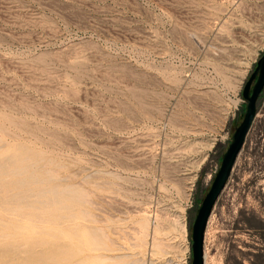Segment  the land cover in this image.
<instances>
[{
	"label": "rangeland",
	"instance_id": "1",
	"mask_svg": "<svg viewBox=\"0 0 264 264\" xmlns=\"http://www.w3.org/2000/svg\"><path fill=\"white\" fill-rule=\"evenodd\" d=\"M263 51L264 0H0V264H189ZM202 248L264 264V87Z\"/></svg>",
	"mask_w": 264,
	"mask_h": 264
},
{
	"label": "water",
	"instance_id": "2",
	"mask_svg": "<svg viewBox=\"0 0 264 264\" xmlns=\"http://www.w3.org/2000/svg\"><path fill=\"white\" fill-rule=\"evenodd\" d=\"M264 87V51L255 61L254 67L241 87L243 102L242 118L232 131L227 147L220 156L219 166L208 190L199 201L190 226V263L203 264V233L212 206L222 190L235 158L240 151L245 135L255 115L256 101Z\"/></svg>",
	"mask_w": 264,
	"mask_h": 264
},
{
	"label": "bare ground",
	"instance_id": "3",
	"mask_svg": "<svg viewBox=\"0 0 264 264\" xmlns=\"http://www.w3.org/2000/svg\"><path fill=\"white\" fill-rule=\"evenodd\" d=\"M190 186H191V184H189V186L188 187H186L187 188V191L190 189ZM187 197H186V200L188 199V196H189V193L187 192ZM179 214H182V213H179ZM183 215V214H182ZM182 215H180V216H178L177 215V218H175V225L177 226H175L176 228H178V235H184L185 234V229H184V224H183V222H184V218L182 217ZM174 221V220H173ZM174 226V225H173Z\"/></svg>",
	"mask_w": 264,
	"mask_h": 264
},
{
	"label": "built area",
	"instance_id": "4",
	"mask_svg": "<svg viewBox=\"0 0 264 264\" xmlns=\"http://www.w3.org/2000/svg\"><path fill=\"white\" fill-rule=\"evenodd\" d=\"M216 170H217V168H216V166H214V170H212V173H215L216 172ZM209 175H210V173H209ZM189 200V196H188V199H187V201ZM189 202H190V200H189ZM190 206V205H189Z\"/></svg>",
	"mask_w": 264,
	"mask_h": 264
}]
</instances>
